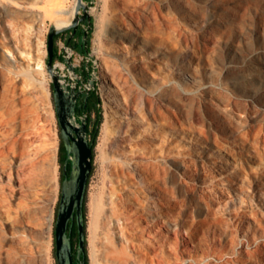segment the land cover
<instances>
[{"label":"rangeland","instance_id":"374dc122","mask_svg":"<svg viewBox=\"0 0 264 264\" xmlns=\"http://www.w3.org/2000/svg\"><path fill=\"white\" fill-rule=\"evenodd\" d=\"M8 1L13 2L17 26V34L11 37L15 51L4 47L2 38L0 49L18 62L17 67L10 69L16 86H0V194L6 193L5 198L11 201L7 206L0 205V264H59L56 224L62 189L61 127L55 89L47 68L48 40L52 25L64 23L59 18L67 17L71 21L74 13L70 15L69 11L74 10L77 0H39L41 8L37 9H31L28 0ZM85 1L92 4L94 20L90 52L86 55L78 52L74 56L75 70L65 63L61 72L67 75L68 81L70 75L74 80L85 63H91L92 77L102 100L103 121L106 114L113 117L115 111L125 115V80L166 85L167 99L161 103L160 123L155 124L149 114L148 122L155 126L152 135L159 151L165 148L161 146L167 139L165 133L170 132L171 183L175 190L170 201L175 203L174 195L197 201L195 220L199 235L196 249L179 250L177 254L166 248L163 254L173 264L181 263L183 257L189 258L187 264H262L264 254L248 257L245 250L249 247L245 244L237 249V243L246 237L245 229L249 232L256 229L257 235L264 238V0H149L160 11L158 15L150 13L151 22H146L142 33L149 43L184 52L187 41L183 35L196 38L187 57L181 59L185 73L167 72L163 64L159 70L155 62L139 58L136 43L127 38L111 39L100 26L111 10L104 13V0ZM149 1L143 0L142 4ZM208 4L223 19L211 24ZM61 7L66 12L60 13ZM117 14L127 26L137 24L131 14L123 10ZM208 25L211 28L205 39ZM100 33L102 44L98 41ZM67 36L58 38V48L60 39L72 46ZM39 59H44L46 71L34 73L29 81L25 80L19 73L20 63L37 67ZM106 62L122 70L127 79L123 77L121 83H116ZM123 63H128L130 69L124 68ZM101 72L109 77L105 78ZM164 74L171 77L162 79ZM185 76L190 77L188 81ZM108 93L116 97L111 100L107 98ZM166 110L171 121L168 131L163 130L166 121L162 112ZM99 135L87 194L89 264H93L90 192L99 182ZM226 186L245 197L244 207L263 213L259 215L260 223L255 222L250 211L240 207L237 210L231 201L226 210L224 199L233 197ZM206 198L211 199L210 208L205 204ZM173 209L176 214L180 213V208ZM45 225L50 227L44 228ZM174 234L170 233L171 240L175 239ZM179 236L188 238L185 231ZM250 243L251 247L255 246ZM203 250L207 256H202Z\"/></svg>","mask_w":264,"mask_h":264},{"label":"bare ground","instance_id":"6f19581e","mask_svg":"<svg viewBox=\"0 0 264 264\" xmlns=\"http://www.w3.org/2000/svg\"><path fill=\"white\" fill-rule=\"evenodd\" d=\"M38 1L28 0L31 4L30 8H41L37 3ZM142 1L104 0V13L108 14L107 12L111 10V15L105 16L106 18L103 17L100 26L103 27L106 35L113 40L127 38L132 43H136L140 53L139 58H144L150 63L155 62L159 70L160 65L163 64L164 69H168L167 72L175 70L185 73L181 59L187 57L188 50L193 47L192 42L195 43V36L191 34V36L183 35L187 41L185 43L187 44V50L184 52L170 50L169 48L161 49V46L149 43L146 40L147 38H143L142 33L145 31L146 22L151 19L150 13L152 14L153 11L154 14L158 15L160 11L150 2L152 0H148L149 2L144 5ZM164 1L168 2V0ZM58 2H61V0H58ZM12 3V1L0 0V38H2L4 47L6 46V48L15 51L14 43H11V37L13 34H17V26L14 20ZM31 9L29 12H31ZM119 10L131 14L137 24L127 26L122 23L117 18ZM58 11L60 13L66 12L63 7ZM74 11L75 8L70 10V15ZM207 13L211 24L222 18L218 17L219 12L213 5L209 6L208 4ZM59 19L64 22L63 24L69 22L67 17ZM210 28V26L205 28V39L209 37ZM98 41L102 44L101 33ZM142 54L144 55L141 56ZM28 58L29 60L32 58L30 53H28ZM17 62L13 61L10 55L0 49V86L3 84L16 86V79L10 74V69L17 67ZM106 65L116 83H121L124 77L122 70L119 71L108 62H106ZM123 65L124 68L130 69L128 63H123ZM45 71L44 59H39L37 67L35 65L31 66L30 63L27 65H21L20 63L19 73L28 81L34 73ZM101 73L105 78L109 77L105 72ZM189 75L191 79H195L191 74ZM163 77L170 78L171 76L164 74L161 78L163 79ZM188 78L190 77L185 76V81H188ZM125 81V101H123L125 102L123 108L125 115H120L121 113L118 114L116 111L113 117L106 114L97 144V150L100 152L98 158L101 160V167L98 172L99 182L91 187L90 192L92 218L89 228L91 231L92 263L141 264L142 261L151 264H173L163 254L166 248L173 249L178 254L179 250L189 251L192 247L196 249L198 246L196 237L199 235V226L195 220L198 204L193 198L182 199L181 197L179 199L176 195H174L175 203L170 201L171 194H175L174 186L171 183L173 165L170 132L165 133L167 139L161 144L165 148L159 151V146L155 143L152 135L155 126L148 122L149 114L154 118L155 124L160 123L161 103L167 99L164 91L166 85L154 82L146 84V82L143 83L137 79L133 82L128 79ZM115 97L110 93L107 95V98L111 100ZM162 117L166 121L163 123L165 126L163 130L168 131L171 121L167 110L162 112ZM224 188L232 191L233 194V197L229 200L224 199L226 210L229 209L228 201H231V205H234L236 209L240 207L245 212L250 211L254 215L255 222H261L259 216L263 214L261 211L259 212L254 208L250 209L248 206L244 207L245 197L243 195L230 186ZM4 195L0 194V197H2L0 198V205L2 203V205L7 206L11 201H8ZM205 200V204L210 208L211 199L206 198ZM6 201L8 202L6 203ZM9 207H6V209ZM173 208H180V213L177 212L176 214ZM49 227L50 225H45L44 228ZM247 229L250 230V226H247ZM172 231L175 233L174 240L170 239ZM182 231L186 232L187 239L180 238L179 233ZM243 235L246 237L238 241L237 245L239 247L237 249L246 244L249 247L245 250L248 257H261L264 254V238L257 235L256 229L250 232L245 229ZM250 242H253L255 246L251 247ZM206 252L203 250L202 256H207ZM188 260V257H183L181 263L177 264H187ZM262 264H264L263 261Z\"/></svg>","mask_w":264,"mask_h":264},{"label":"water","instance_id":"95a60500","mask_svg":"<svg viewBox=\"0 0 264 264\" xmlns=\"http://www.w3.org/2000/svg\"><path fill=\"white\" fill-rule=\"evenodd\" d=\"M83 13H81V11ZM88 19L89 25L85 30L86 51L90 52L89 47V30L93 27V13L92 4L85 0H77L74 16L68 23H54L49 32L48 51L49 58L47 68L51 74L53 86L55 89V100L58 111V116L61 121L64 137L67 142L69 151V140L73 139L75 142L74 168L69 178L63 181L62 196L60 199L57 224H56V253L59 264H75L74 262V248L71 237L68 235V228L71 219H75V212L77 214L78 230H79V253L87 249V221L85 215V202L88 191L89 179L93 170V156L94 148L88 140V115L83 118L80 125L77 124V119L73 116L75 103L72 99L67 97V89L70 82L65 80V75L57 68L54 62L56 35L68 28L73 27V36L82 20ZM70 69L75 70L73 57L66 55L65 57ZM89 68V62H87ZM73 76L70 75V80ZM77 82L73 83L75 88ZM87 86H95V78L91 77L86 84ZM74 131L78 132V136H74ZM64 172L68 173L67 162L64 166ZM86 264V259L83 260Z\"/></svg>","mask_w":264,"mask_h":264},{"label":"flooded vegetation","instance_id":"af4514ba","mask_svg":"<svg viewBox=\"0 0 264 264\" xmlns=\"http://www.w3.org/2000/svg\"><path fill=\"white\" fill-rule=\"evenodd\" d=\"M83 11L84 10H82L81 13H83ZM88 25H89L88 19L82 20L79 24V27L76 33L73 36H71L72 32L74 31L73 27L60 32L62 33V36L64 34H68L66 38L67 42L70 45H72L77 52L84 53L85 55L88 52L86 51V42H85L84 35H85V30L88 28ZM91 32H92V28L89 30V34H88L89 35V47H90V42H91ZM60 33L57 34L58 35L57 40L59 37H61L59 35ZM64 55H65V52L63 53V56ZM92 76H93L92 70L88 68L87 63H85V66L80 69L77 78H75L74 80H70L69 78L70 84H69V88L67 89V97L72 99L75 103L73 116L77 119V124L80 125L83 121V118L86 117V114L88 115L87 136H88V140L91 143V145L93 141V132H94V127H95V122H96V117H97L93 103L96 100L97 94H98V90L96 88L97 85L95 86L86 85ZM75 82H77V85L75 88H73V83ZM60 127H61V151L60 153H62L63 157H65V161L63 165V175H64L63 181H64L66 178H69L72 174V170L74 168V157L76 156V152H75V142L73 139L69 140V147L71 149V152L68 149L67 142L64 137V132H63L61 121H60ZM78 135H79L78 132L74 131V136L77 137ZM66 162H67V167H68V173L64 172V166ZM63 181H62V186H63ZM61 196H62V189H61ZM70 222L72 225L75 224L77 227L76 229L77 233H74L73 235L72 233L70 234L69 228H68V235L71 237L73 248H74V262L75 264H83V260L86 259L87 249L86 251L82 250L81 253H79V230H78V221H77L76 212H75V219L74 220L71 219Z\"/></svg>","mask_w":264,"mask_h":264},{"label":"trees","instance_id":"16d2710c","mask_svg":"<svg viewBox=\"0 0 264 264\" xmlns=\"http://www.w3.org/2000/svg\"><path fill=\"white\" fill-rule=\"evenodd\" d=\"M60 36H62V33L59 34ZM57 37L58 35L56 36V41H57ZM59 58V55H58V47L57 45H55V55H54V62ZM90 62H89V66H90ZM85 69V68H84ZM53 85V83H52ZM97 90H98V87L96 86ZM94 105V108H95V111H96V122H95V127H94V132H93V141H92V146L94 148V153H95V145L97 143V138H98V135H99V131H100V127H101V123L103 121V110H102V100H101V96L99 94V90H98V94H97V98L96 100L94 101L93 103ZM64 161H65V157H63L62 153H60V162H61V181H63V165H64ZM93 161H94V158H93ZM90 181V179H89ZM89 185V184H88ZM87 194H88V191H87ZM61 197V195H60ZM59 204H60V199H59V202H58V209H57V217H58V211H59ZM85 215H86V220H87V195H86V202H85ZM72 228V229H71ZM76 225L75 224H69V232L70 234L72 233V235L74 233H77L76 232ZM72 230V231H71ZM86 264H89V257H88V253L86 255Z\"/></svg>","mask_w":264,"mask_h":264},{"label":"built area","instance_id":"2783aa9c","mask_svg":"<svg viewBox=\"0 0 264 264\" xmlns=\"http://www.w3.org/2000/svg\"><path fill=\"white\" fill-rule=\"evenodd\" d=\"M59 44H60V47H59V50H58V55H59V58L55 61V64L57 66V68L60 69H63L65 63H67L65 57L66 55H71L73 57V62H74V56L78 53L76 52V50L74 49L73 46H69V45H65L63 39H60L59 41ZM65 52V55L63 56V53ZM75 65V64H74ZM90 68V66H89ZM63 73V72H62ZM65 75V80L67 82H70L68 81V78H67V75L65 73H63ZM73 80V79H72Z\"/></svg>","mask_w":264,"mask_h":264}]
</instances>
